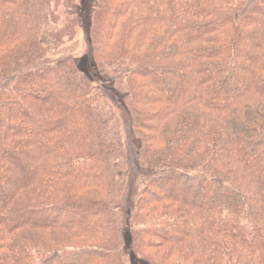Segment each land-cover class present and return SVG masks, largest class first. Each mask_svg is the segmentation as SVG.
Masks as SVG:
<instances>
[{"label":"trees","instance_id":"obj_1","mask_svg":"<svg viewBox=\"0 0 264 264\" xmlns=\"http://www.w3.org/2000/svg\"><path fill=\"white\" fill-rule=\"evenodd\" d=\"M78 4L0 0V264H264V0Z\"/></svg>","mask_w":264,"mask_h":264},{"label":"rangeland","instance_id":"obj_2","mask_svg":"<svg viewBox=\"0 0 264 264\" xmlns=\"http://www.w3.org/2000/svg\"><path fill=\"white\" fill-rule=\"evenodd\" d=\"M77 3L79 1L78 6L80 7V17H79V24L76 28V32L74 35V38H72L71 42L65 46V53H67L66 56L71 58H76L78 62H81L82 65L84 63L89 62V56H90V47L88 43V37L86 34V30L89 28V14L91 13V10L94 7V0H76ZM84 3V4H83ZM80 64V63H79ZM81 65V66H82ZM100 82L97 83L98 86L95 87L94 90L104 96L105 101L107 104H111L112 106L119 108L120 102L116 98V95L114 94V87L111 86L109 81L104 80L100 78ZM113 81V80H110ZM117 102V103H116ZM119 104V105H118ZM118 105V106H117ZM129 141H126V144H128Z\"/></svg>","mask_w":264,"mask_h":264}]
</instances>
